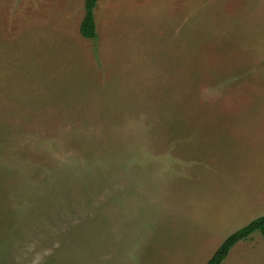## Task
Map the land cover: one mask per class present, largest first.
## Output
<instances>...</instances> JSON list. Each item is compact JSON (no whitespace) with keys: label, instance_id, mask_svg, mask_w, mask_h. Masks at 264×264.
I'll use <instances>...</instances> for the list:
<instances>
[{"label":"rangeland","instance_id":"obj_1","mask_svg":"<svg viewBox=\"0 0 264 264\" xmlns=\"http://www.w3.org/2000/svg\"><path fill=\"white\" fill-rule=\"evenodd\" d=\"M0 0V264H206L264 215V0ZM222 264H264L254 233Z\"/></svg>","mask_w":264,"mask_h":264},{"label":"trees","instance_id":"obj_2","mask_svg":"<svg viewBox=\"0 0 264 264\" xmlns=\"http://www.w3.org/2000/svg\"><path fill=\"white\" fill-rule=\"evenodd\" d=\"M98 0H85V17L80 26V34L88 40H96L97 26L94 10ZM260 233L264 238V215L254 219L245 227L230 235L216 250L206 264H222L232 248L241 241L249 240L254 233Z\"/></svg>","mask_w":264,"mask_h":264}]
</instances>
